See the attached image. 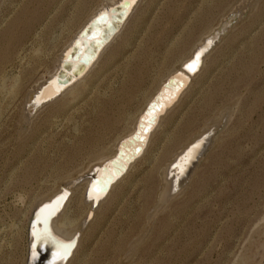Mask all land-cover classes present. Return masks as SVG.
<instances>
[{"label": "rangeland", "instance_id": "374dc122", "mask_svg": "<svg viewBox=\"0 0 264 264\" xmlns=\"http://www.w3.org/2000/svg\"><path fill=\"white\" fill-rule=\"evenodd\" d=\"M239 1L142 0L86 84L38 110L23 130L21 95L36 85L34 71L25 77L32 59L40 54L48 64L103 0H0V36L18 17L26 32L0 63V264H26L37 203L110 153L160 80ZM249 2L203 57V71L163 120L145 163L99 209L69 264H264V0ZM224 107L231 115L185 194L125 260L154 203L157 170ZM79 196L69 207L75 219L83 213Z\"/></svg>", "mask_w": 264, "mask_h": 264}, {"label": "bare ground", "instance_id": "6f19581e", "mask_svg": "<svg viewBox=\"0 0 264 264\" xmlns=\"http://www.w3.org/2000/svg\"><path fill=\"white\" fill-rule=\"evenodd\" d=\"M124 0H103L101 4H99L98 9L89 14L87 18L81 22V24L70 34L68 39L56 53L55 57L51 59L48 64L44 63L43 55L37 54L33 59L30 66V72L25 73V77L30 74L35 73L36 79L32 82L36 85L29 91L26 90L22 93L21 99L22 103L24 104V111H23V130L26 129L32 119L34 113L38 110L45 108L47 106H51L53 104L58 103L65 95L71 92L74 88L78 85H85L90 75L95 71V69L99 66L101 62V58L105 54V52L111 48L114 43L116 42L117 38L122 34L124 29L126 28L127 24L129 23L131 17L141 4L142 0H127L128 1V8L125 10L127 13L126 17L122 21L121 25L114 29L111 34L107 36L105 40H103L98 47V50L95 53L94 58L92 59H85V56L82 58L85 59L84 67L86 70L83 74L78 75H71L62 73V80L59 85L56 80L47 84L53 76L56 74L61 61L64 59L63 53L66 49L72 44L73 40L77 37L79 31L91 20L97 13L101 11L106 12V8L116 5L118 2ZM248 1V2H247ZM253 0H242L239 1L238 7L236 5V9L233 14H229L225 17L221 18L218 25L213 29H209L208 32L198 39V41L191 47L189 54L184 59L178 63L177 67H174L170 70L159 82L156 89L151 93L149 97L144 101L142 108L138 111L135 115L134 120L130 126V129L123 135L119 136L115 141L114 144L111 146L112 151L107 154H103L98 156V158L90 161L76 176L70 177L69 180L61 183L58 185L57 189L51 194L49 197L40 200L37 205L33 208V210L42 202L50 200L53 196L58 194L61 190H66L69 196L65 200V203L62 206V209L59 213L51 220V228L54 232L55 236L64 241L71 240L74 236L76 238V245L71 252V255L66 258V260H61L54 264H69L75 254V251L80 243V238L83 237L89 231L92 224L95 223L97 219V213L99 209L107 202V200L111 197L113 191L123 184L129 177L133 176L134 172L142 163H145L146 157L148 155L150 146L153 142V138L160 131L162 126L163 120L181 103L183 97L189 92L192 83L195 78H197L200 73L203 71L204 66L202 65L203 62L206 60L207 57L202 58V64L198 71L193 74H187L186 72H179L181 71V67L187 61L192 58L193 53L201 46H205L204 43L207 39H216L214 45L207 51L204 56H208L207 54L211 53L214 46H216L220 40V38H225L228 28L233 27L231 26L233 23L232 18L236 17L235 20L241 18L243 13L242 11L246 9L245 7L251 4ZM248 4V5H247ZM255 4V3H254ZM250 6V5H249ZM250 9V8H249ZM230 13V12H229ZM109 12H106V15L109 17ZM234 15V16H232ZM19 21L18 24L15 22H11L3 29V34L0 36L2 39V44L0 45V63L8 62L11 59V56L15 50H17L18 46L22 43L23 36L25 35V21H21L18 17L16 18ZM234 28V27H233ZM90 41V40H88ZM31 42V41H29ZM89 43V42H87ZM31 44V43H30ZM62 44V43H61ZM208 47V45L206 44ZM22 51V50H21ZM40 53V52H36ZM35 53V54H36ZM46 54V53H45ZM18 57V56H17ZM26 57V56H25ZM22 58V57H20ZM26 59V58H25ZM24 60V59H23ZM21 61V60H20ZM207 61V60H206ZM205 63V62H204ZM51 64V66H50ZM75 65V64H74ZM73 65V66H74ZM78 65V64H76ZM43 68V69H42ZM41 69V71H39ZM187 74V75H185ZM1 76V75H0ZM33 77V75L31 76ZM173 78L177 82H181V85H177L175 83L174 87L168 86L166 87V91H162L160 97L156 100L158 104H160V110L154 112V121L150 122L149 132L143 135L144 140L140 142L139 140L136 141L134 144L126 141L125 146H129L132 150L135 146H140L138 152L133 151L130 155H128L127 161H123L122 165L124 169L117 171L115 175L111 176L109 171L106 169H101L100 167L104 164L105 166L109 165V160L115 156L116 147L118 143L125 138L131 136L134 133L136 123L138 119L142 116L143 111L145 110L147 104L153 99L154 95L157 94L160 90L162 84L168 79ZM25 80V79H24ZM71 80V81H70ZM70 81L67 84L65 82ZM3 85L0 83V91H3ZM94 85V84H92ZM6 86V85H5ZM30 87V86H29ZM87 87V86H86ZM85 87V88H86ZM7 88V87H6ZM8 89V88H7ZM87 90V89H86ZM5 91V90H4ZM20 88L13 90L10 89L12 95H18ZM8 92V91H7ZM5 92H3L4 94ZM43 101V102H42ZM42 102V103H41ZM39 103H41L39 105ZM231 107V106H230ZM231 110L229 107L222 108L219 112L216 113L214 117H212L206 124L203 125L201 131L191 137L190 141L185 143L184 145L180 146L173 155L166 161L156 173L158 179V186L155 193L154 203L151 205L150 209L146 212L145 215V227L142 229L141 238L137 239V242L129 243V246L124 252V259H129L132 252L136 249V247L146 239L147 236L152 229V225L155 223L157 217L161 216L165 211L169 208V206L181 198L185 194V190L188 186L190 181V175L192 176L193 170L197 167V162L200 156H202L205 152L211 148V144L213 141H217L218 138L216 135L222 130L223 125H225L226 121L229 119L228 117L231 115ZM145 118V116H143ZM129 126V125H128ZM221 133V132H220ZM201 135H205L201 137ZM216 137V138H215ZM216 139V140H214ZM194 144L191 148H189L186 153L183 152L188 148L189 145ZM109 152L108 150H106ZM203 159V157H202ZM201 160V159H200ZM196 164V165H195ZM93 169L95 171V177L101 180V186H104L103 189H100L99 185H95L93 182L90 184L91 179L88 177L89 172ZM120 175V176H119ZM107 176L109 178H107ZM119 176V177H118ZM105 179V180H103ZM90 184V186H89ZM89 186L88 191V200L85 198L86 190ZM106 186V187H105ZM75 193L80 194L78 198V204L83 208V213L80 215L79 219L74 218V212H72L69 207L71 202L74 200ZM30 213L29 220L31 217ZM28 224H27V240H28V249H27V261L26 264H42L40 261V251L30 249V239H29V232H28ZM145 237V239H144Z\"/></svg>", "mask_w": 264, "mask_h": 264}, {"label": "water", "instance_id": "95a60500", "mask_svg": "<svg viewBox=\"0 0 264 264\" xmlns=\"http://www.w3.org/2000/svg\"><path fill=\"white\" fill-rule=\"evenodd\" d=\"M128 6L129 4L127 0L118 2L116 5L105 9L106 12L110 13L109 17L106 15L105 11H101L97 13L91 20H89V22L79 31L72 44L63 53L64 59L61 61L56 74L50 81L47 82V84L57 79L56 82L61 85L62 83L60 82L63 81L62 73L69 74L71 72L70 76H75L81 73L83 74V72L86 70V67H84L85 59H93L101 42L105 40L107 36L113 32L114 29H117L121 25L122 21L127 15V13H125V10L128 8ZM235 18L236 17L232 18V22L236 21ZM215 41L217 40L207 39L204 43L205 46L199 47L193 53L192 58L183 64V66L181 67V71H178V73L183 71L187 74L196 73L202 64V58L214 45ZM206 44L208 45V47L206 46ZM82 56H85V59L82 58ZM70 81H67L64 84H67ZM176 82L177 81H175V79L168 78L162 84L159 92L154 95L153 99L147 104L142 116L138 119L134 133L131 134L130 137L125 138V140H122L118 143L115 156H113V158L108 161V166H105L103 164L100 167L101 169H106L107 171H109L110 168L111 170L109 171V174L111 173V176L115 175L117 171L124 169L122 165L123 161H127V156L130 155L133 151L138 152L140 149V146L133 147V151L129 146L124 147L126 141L130 142L131 144H134L138 140L140 142H143L144 137L143 135H140V133L145 135L147 132H149L150 122L152 123L155 118L154 112L160 110L161 105L158 104L156 100L160 97L162 91H166V87H174ZM181 84V82H177V85ZM41 103H39V105ZM143 116H145V118ZM193 145L194 144L189 145L183 153L185 154L186 151ZM95 171L96 169H93L88 174V177L91 179L90 184L93 182L95 185H99L100 189H103L104 186H101L102 179L98 180V178L95 177ZM107 178L109 177L107 176ZM89 186L86 190L85 195V198L87 200ZM68 196L69 194L68 192H66V190H61L50 200L44 201L39 204L31 214L28 224L30 249H36L40 251L39 258L42 264H54L61 260H66V258L71 255V252L76 245L77 236H74V238L68 241L60 240L55 236L51 228V220L62 209V206Z\"/></svg>", "mask_w": 264, "mask_h": 264}]
</instances>
